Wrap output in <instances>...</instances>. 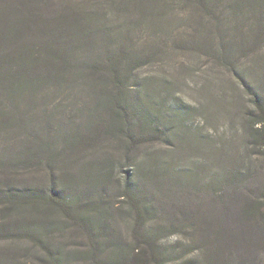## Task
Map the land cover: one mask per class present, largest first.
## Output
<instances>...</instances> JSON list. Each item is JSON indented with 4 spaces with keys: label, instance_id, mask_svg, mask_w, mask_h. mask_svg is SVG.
I'll return each mask as SVG.
<instances>
[{
    "label": "rangeland",
    "instance_id": "rangeland-1",
    "mask_svg": "<svg viewBox=\"0 0 264 264\" xmlns=\"http://www.w3.org/2000/svg\"><path fill=\"white\" fill-rule=\"evenodd\" d=\"M194 1L161 0L136 23L121 24L117 29L121 35L115 41L122 40L128 53L137 52L145 59L134 69L136 81L128 79L126 97L138 95L146 104L142 118L146 124L153 121L162 129L159 139L125 147L110 132L106 135L110 121L107 117L94 121V110L99 112V104L106 101L105 90L116 85L91 84L88 75L78 77L73 98L70 91H65L67 95L55 101L38 102L37 117L24 132L5 134L7 142L0 145L5 155L39 144L31 132L36 139L48 142L53 155L49 150L41 151L36 163L17 165L11 176L0 175V182L9 178L16 185L47 189L51 175L57 184L68 187L74 182L80 191H90L87 198L76 196V190L63 192V207L38 206L37 214L47 210L54 220L49 236L43 237L51 245L60 246L63 258L72 264H92L95 258L100 264H157L150 250L137 240L135 229L142 236L148 230L158 240L164 264H264V219L255 227L240 217L247 191L251 189L252 198H264V152L246 144L250 122L244 115L250 97L234 75V67L221 57L219 46L226 38L214 35L212 55L206 48L191 51V37L201 38L205 24L213 28L208 16L201 25L192 21ZM225 2L219 9H225ZM159 13L168 18L159 20ZM232 25L223 26L232 29ZM245 25L244 34L253 30L251 22ZM156 46L167 53L155 55ZM230 62L264 92V45L258 43L248 55L235 53ZM89 123L94 126L89 132L93 142L72 149V153L66 150L63 136L68 131L86 132ZM15 135L18 140H26L14 143ZM109 169L101 178L99 174ZM235 171L245 174V179L240 177L226 185L224 180ZM84 174L88 183L92 178L91 183L82 185ZM126 180L140 187L138 193L133 191V202L130 194L122 196ZM167 180L172 184L165 186ZM235 186V193L227 190ZM96 199L99 205H93ZM147 206L155 207L152 214L146 215ZM260 207L262 214L258 213L264 216V199ZM258 213L251 212L255 217ZM78 214L84 219H101L107 227L106 239L92 233L95 256L90 238L75 222ZM199 225L202 230L197 229ZM73 252L78 255L73 256ZM184 252L186 256H182Z\"/></svg>",
    "mask_w": 264,
    "mask_h": 264
},
{
    "label": "trees",
    "instance_id": "trees-1",
    "mask_svg": "<svg viewBox=\"0 0 264 264\" xmlns=\"http://www.w3.org/2000/svg\"><path fill=\"white\" fill-rule=\"evenodd\" d=\"M160 1L2 0L0 5L2 8L0 12V145L7 142L5 134L16 131V135H19L18 132L21 130L24 132L27 129L32 120L37 117L35 106L38 102L46 104L48 101H55L63 94L67 95L68 91L73 98L79 81L78 77L82 75H88L91 84L92 82H110L116 85L114 89L105 90L106 101L99 104V112L94 110V121L97 122L106 117L107 121H110L111 126L108 127L106 135L110 132V135L117 137L119 143L125 147H135L159 139L162 129L153 125V121L152 125L146 124L142 118L144 110L146 111V104L138 95L127 98L125 92L128 79L136 81L137 74L134 69L137 68V64L145 59L137 52L128 53L129 48L122 43V40L116 42L115 38H120L121 34H117V29L121 24L136 23L144 13L155 8L152 7L153 4ZM223 1H226V6L224 10H221L219 5ZM192 4L194 9L192 21L201 25L202 20L208 16L213 23V28L210 29L204 23L202 37H191L190 49L195 52L196 49L206 48L208 54L212 55L214 35H218L222 40L226 38L225 42H221L222 45L219 46L221 57L234 67L236 70L234 75L241 80L247 92L245 93L250 97V106L244 115V119L250 122L246 144L262 149L264 152V92L258 91V88L245 79L238 66L230 62L235 53L241 51L248 55L249 51L255 50L258 43L264 45V0H195ZM160 6L165 7L164 4ZM204 11L205 14H202ZM166 15L159 13V20L165 21L168 18ZM118 21L121 23H116ZM2 22L4 25H1ZM248 22H251L253 30L244 34L242 27L247 26L245 24ZM231 23H233L232 29L223 26ZM199 34L201 35V32ZM253 46H255L254 49H252ZM156 47L158 49L155 55L167 53L165 48ZM58 106L61 107V102ZM45 124L46 127L49 126L47 122ZM93 127L89 123L86 125V132L68 131L63 136V141L68 146L66 150L71 152L78 146L92 143L93 136L89 132ZM31 133L34 142L40 141L31 149L27 147V151L18 150L12 155H5L4 149L0 151V175L11 176L18 168L17 165L27 161L36 163L38 156H41V151L49 150L53 155L48 142L36 139L35 133ZM16 135L12 141L21 142L22 139L18 140ZM108 172L110 169L103 175H99L105 178ZM85 177L84 174L82 185L92 182V178L89 177L88 183ZM240 177L243 181L245 174L241 175L235 171L224 180L225 184L229 186L239 181ZM6 180L0 182V264H72L63 258V250L60 246L51 245L45 239L46 237H43L49 236L48 229H51L54 220H51V214L47 210L41 215L37 214L38 206L63 207L66 203L63 192L76 190V196L87 198L90 191H80L77 189L79 185L74 182L68 187L57 184L51 175L48 178L47 189L16 185L10 182L9 178ZM126 181V189L122 191L124 192L122 196L130 194L131 197L133 191L138 193L137 189L140 187L136 183ZM94 182L100 183L97 178ZM169 184L172 183L169 181L165 186ZM174 184L176 186V182ZM236 187H228L227 190H233L235 193ZM88 188H90L89 185ZM251 193L250 189L244 195L245 202L240 209V217L247 223L251 221L252 226L256 227L264 219V216L258 213L262 214L260 201L264 198H252ZM76 196L74 195L73 198H77ZM149 198L154 201L153 196ZM131 201H134V196L131 197ZM99 204L98 199L93 202V205ZM155 207L152 209L147 206L146 215L152 214ZM252 211L257 212L259 217L252 215ZM137 216L140 221L141 218L143 219L140 213ZM75 222L79 229L90 238L94 249L91 253L94 251L95 256L96 247L93 244L92 233L97 232L101 238L106 239L107 227L101 219L87 217L84 219L80 214L77 215ZM197 229L203 228L199 225ZM136 232L135 229L137 240L144 243L146 251L150 250L152 261L164 264L162 248L158 246V240L148 230H145V236ZM208 236L210 234L207 233V238ZM205 251L210 252L209 249ZM211 252L215 254L216 250ZM76 254L78 255L77 252H73V256ZM184 255L187 254L184 252L182 256ZM210 255L212 256L211 253ZM92 264H100V262L95 258Z\"/></svg>",
    "mask_w": 264,
    "mask_h": 264
}]
</instances>
